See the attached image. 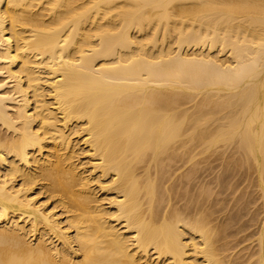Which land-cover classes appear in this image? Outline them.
Here are the masks:
<instances>
[{
	"label": "bare ground",
	"instance_id": "obj_1",
	"mask_svg": "<svg viewBox=\"0 0 264 264\" xmlns=\"http://www.w3.org/2000/svg\"><path fill=\"white\" fill-rule=\"evenodd\" d=\"M0 264H264V0H0Z\"/></svg>",
	"mask_w": 264,
	"mask_h": 264
},
{
	"label": "rangeland",
	"instance_id": "obj_2",
	"mask_svg": "<svg viewBox=\"0 0 264 264\" xmlns=\"http://www.w3.org/2000/svg\"><path fill=\"white\" fill-rule=\"evenodd\" d=\"M217 163V164H216ZM217 165H218V162H214V163H212V165H210L209 167H213L214 168V170L216 169L217 170ZM210 170V169H209ZM214 170L212 171V172H214ZM215 170V171H216ZM208 173H211V171H207ZM212 176V175H211ZM248 183V181L246 182V184ZM245 183H244V185H246ZM244 185H242V186H244Z\"/></svg>",
	"mask_w": 264,
	"mask_h": 264
}]
</instances>
